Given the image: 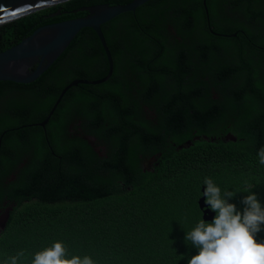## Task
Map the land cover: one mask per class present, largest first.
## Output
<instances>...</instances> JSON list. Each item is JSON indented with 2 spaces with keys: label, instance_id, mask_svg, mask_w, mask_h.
<instances>
[{
  "label": "trees",
  "instance_id": "obj_1",
  "mask_svg": "<svg viewBox=\"0 0 264 264\" xmlns=\"http://www.w3.org/2000/svg\"><path fill=\"white\" fill-rule=\"evenodd\" d=\"M130 1L66 0L3 23L0 51L85 15L79 7ZM100 27L117 67L105 82L71 86L38 124L70 81L107 73L100 41L84 27L29 82L35 95L0 109V193L17 173L5 186L15 203L0 264L22 250L30 264L58 240L97 264H187L197 249L184 236L202 218L205 177L240 191L229 201L238 209L247 181L264 206V0H147ZM84 133L115 152L100 156ZM151 156L154 169H143Z\"/></svg>",
  "mask_w": 264,
  "mask_h": 264
},
{
  "label": "clouds",
  "instance_id": "obj_2",
  "mask_svg": "<svg viewBox=\"0 0 264 264\" xmlns=\"http://www.w3.org/2000/svg\"><path fill=\"white\" fill-rule=\"evenodd\" d=\"M259 163L264 165V148L258 150ZM205 205L215 213L211 222L200 218L184 240L197 249L187 264H264V240L256 238L264 230V206L245 181L247 195L241 199L242 209L229 202L237 192L222 189L211 177L203 180ZM3 264H25L24 251L4 260ZM30 264H97L90 255H71L64 242L54 241L51 246L34 253Z\"/></svg>",
  "mask_w": 264,
  "mask_h": 264
},
{
  "label": "water",
  "instance_id": "obj_3",
  "mask_svg": "<svg viewBox=\"0 0 264 264\" xmlns=\"http://www.w3.org/2000/svg\"><path fill=\"white\" fill-rule=\"evenodd\" d=\"M63 1L66 0H0V25ZM146 1L131 0L124 4L109 5L100 3L82 6L77 10L85 11L86 14L83 16L35 28L16 44L0 51V81L32 82L57 59L82 28L89 27L95 32L107 59V73L103 77L93 80L73 79L64 86L45 118L38 122L39 125L44 126L68 88L81 83L100 84L111 76L113 71L112 57L100 25L122 12L134 11L137 6ZM203 4L205 6V0H203ZM59 13L58 10L54 14ZM229 137L232 136L230 135ZM89 142L93 144L92 141ZM201 189L203 193L204 188L202 187ZM197 201L202 210V218L206 221H211L215 213L207 208L203 195Z\"/></svg>",
  "mask_w": 264,
  "mask_h": 264
},
{
  "label": "flooded vegetation",
  "instance_id": "obj_4",
  "mask_svg": "<svg viewBox=\"0 0 264 264\" xmlns=\"http://www.w3.org/2000/svg\"><path fill=\"white\" fill-rule=\"evenodd\" d=\"M233 34H236L235 32H233ZM117 69V67L114 65L113 63V71ZM114 74V73H113ZM118 81L121 83L122 79H121V75L118 74ZM35 86L37 85H33L31 83L29 84H22V83H17V82H4V81H0V109H2L4 106L9 105L11 102H15L18 101L20 99H27L30 97V95H35V93L33 92V90L35 89ZM9 99V102H8ZM152 109L150 108L149 104L147 102H144V104H142V112L146 113V112H150ZM20 111V110H19ZM77 114V113H76ZM81 118L78 114H77V121H81ZM36 132L33 133V136H35ZM227 136H230V134H227ZM85 140H87V142L89 143L90 146H92V148L94 149V151L97 152V154H99L100 156H104L105 155V151L109 150L111 152H115L116 147L115 148H111L108 147L106 144L103 143V141L99 140L96 138V136L90 134V133H84L82 136ZM89 141H92L93 144H91ZM108 143H109V139H108ZM180 146V145H179ZM9 152V150L7 151ZM140 156L142 155L141 153L139 154ZM143 158V156H141ZM157 163L155 162V157L151 156L149 158H144L142 160V168L143 169H148V170H153L154 166ZM17 179V173L13 172L10 173L9 176H7L4 180V187L2 188L3 191L0 193V234L1 231L5 228L9 216H10V211L12 210L15 201H11L7 199V189H6V185L9 187L12 183H14V181ZM1 180V181H2ZM63 194L68 193L64 188L62 190Z\"/></svg>",
  "mask_w": 264,
  "mask_h": 264
}]
</instances>
